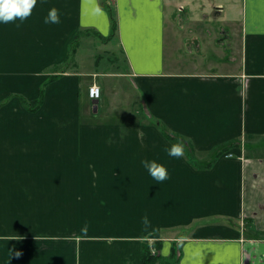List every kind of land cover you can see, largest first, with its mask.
I'll use <instances>...</instances> for the list:
<instances>
[{
    "label": "crops",
    "instance_id": "0c3cea01",
    "mask_svg": "<svg viewBox=\"0 0 264 264\" xmlns=\"http://www.w3.org/2000/svg\"><path fill=\"white\" fill-rule=\"evenodd\" d=\"M103 1L0 22V264H264V0Z\"/></svg>",
    "mask_w": 264,
    "mask_h": 264
},
{
    "label": "clouds",
    "instance_id": "9594fccd",
    "mask_svg": "<svg viewBox=\"0 0 264 264\" xmlns=\"http://www.w3.org/2000/svg\"><path fill=\"white\" fill-rule=\"evenodd\" d=\"M37 0H0V22L9 23L13 22L16 19H19L23 22L27 19L33 8L35 7ZM45 24H59V11L56 8H51L48 12V15L44 19ZM21 25L17 24L16 27L19 28ZM169 134L176 136L174 132L169 130ZM187 138L180 137L176 143L171 144L169 147H166L164 151L171 158H181L184 156L185 147H186ZM142 166L147 170L150 176L156 180L158 183L169 179L168 171L165 166L160 163H157L155 160H142ZM142 223L145 228L150 226L148 217L145 215L142 218ZM17 256L20 253H16Z\"/></svg>",
    "mask_w": 264,
    "mask_h": 264
},
{
    "label": "rangeland",
    "instance_id": "374dc122",
    "mask_svg": "<svg viewBox=\"0 0 264 264\" xmlns=\"http://www.w3.org/2000/svg\"><path fill=\"white\" fill-rule=\"evenodd\" d=\"M109 1V0H108ZM214 2H222V4H224L225 3V0H213ZM115 1H109V4L110 5H113V3H114ZM178 6V5H177ZM179 8H175V12L176 13H178V14H176L175 13V19H174V22H175V25H179V23H180V18H181V20H186V19H188V15L187 14H179L180 12L178 11L177 12V10H178ZM205 26V25H204ZM203 26V27H204ZM229 24H223L222 22H219V23H214V29H213V32H214V34H215V32L217 31V33H219V35H217V36H220V32L221 31H225V32H228L229 31ZM217 28L219 29V30H217ZM183 30H185V28H182ZM188 30H190L189 28L187 29V31ZM198 30H200V28H198ZM204 30V32L207 34V29H203ZM186 31V32H187ZM185 32V31H184ZM185 32V33H186ZM211 32H212V30H211ZM186 35V34H185ZM216 35V34H215ZM213 39L214 38H210L209 40H207V44H209V47H211V49H212V51H207V50H205L204 49V47L201 49V48H199L198 49V51H196V49H195V47L194 46H192L190 43H188L187 41H186V48L184 49V50H182V52H183V54H182V57L184 58V56H185V54H188V56H189V54H190V49H191V54L193 55V56H195V57H198V59H197V61L200 63L201 62V64L203 63V65H199V68H204V69H206V68H208L210 65H212V63H216L217 61H218V56L219 57H227L228 55H229V52H228V49H226V48H228L226 45H227V42L226 43H219V44H215V43H213ZM224 42V41H223ZM223 46H224V48L226 49L225 51H224V49H223ZM231 53V52H230ZM218 54V55H217ZM217 65V64H216ZM217 69H218V67H217ZM116 81H118V79H116V80H113V82L112 83H116ZM128 90V89H127ZM130 91V90H129ZM130 93H131V91H130ZM119 108H121V105H119ZM227 156H230V155H227ZM170 261H172V260H170ZM170 264V263H169Z\"/></svg>",
    "mask_w": 264,
    "mask_h": 264
},
{
    "label": "trees",
    "instance_id": "16d2710c",
    "mask_svg": "<svg viewBox=\"0 0 264 264\" xmlns=\"http://www.w3.org/2000/svg\"><path fill=\"white\" fill-rule=\"evenodd\" d=\"M105 6L108 8L107 5ZM110 19H111V34H114L116 30V23L111 13H110ZM26 105L28 107L29 103H26ZM166 136L169 140L173 141V138L170 135H166ZM140 264H169V263H165L163 259H161L159 256L156 255V251L152 252L149 249V247L146 246L142 250Z\"/></svg>",
    "mask_w": 264,
    "mask_h": 264
},
{
    "label": "built area",
    "instance_id": "2783aa9c",
    "mask_svg": "<svg viewBox=\"0 0 264 264\" xmlns=\"http://www.w3.org/2000/svg\"><path fill=\"white\" fill-rule=\"evenodd\" d=\"M111 1H115V0H111ZM87 96H88L90 101L99 100L100 96H101L100 87L95 83L89 85V87L87 88Z\"/></svg>",
    "mask_w": 264,
    "mask_h": 264
},
{
    "label": "water",
    "instance_id": "95a60500",
    "mask_svg": "<svg viewBox=\"0 0 264 264\" xmlns=\"http://www.w3.org/2000/svg\"><path fill=\"white\" fill-rule=\"evenodd\" d=\"M97 101H93L94 111H96Z\"/></svg>",
    "mask_w": 264,
    "mask_h": 264
}]
</instances>
